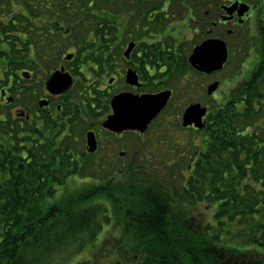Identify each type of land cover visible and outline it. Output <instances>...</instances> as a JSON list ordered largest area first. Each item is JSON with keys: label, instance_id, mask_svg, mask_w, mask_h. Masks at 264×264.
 I'll list each match as a JSON object with an SVG mask.
<instances>
[{"label": "trees", "instance_id": "1", "mask_svg": "<svg viewBox=\"0 0 264 264\" xmlns=\"http://www.w3.org/2000/svg\"><path fill=\"white\" fill-rule=\"evenodd\" d=\"M27 1L32 3L27 8L30 15L36 9H43L51 18L57 13L65 26L81 24L72 19L70 12L88 10L74 5L82 0H0V95L6 90L11 96L9 104L0 99V264H264L262 8L255 15L256 31L245 35V48L252 46L257 63L246 78L222 92L219 100L212 99L205 124L197 130L203 135V147L192 150V140L187 144L174 141L173 148L168 149L173 166L167 167L163 156L155 157L161 140L136 139L138 143L133 148L136 153L132 155L137 156L131 166L120 167L116 169L118 172L111 168L112 174L107 172L105 178L94 180L89 170L99 166L85 155L82 136L73 129L72 120L64 121L69 112L54 115L40 111L37 116L29 108L34 100L28 94L33 95L39 86H35L33 78L26 81L17 74L24 67L32 70L34 67L28 65L31 63L29 43L18 37L21 23L26 21L22 15L25 6L20 9L14 5ZM180 2L201 17L199 23L202 22L204 32L211 28V17L205 12L211 14L216 9L215 0ZM70 3L72 7L68 6ZM258 3L256 0L255 5ZM5 13L10 15L7 17ZM51 25L54 29L55 25ZM44 35L42 50L46 59L54 55L53 50L65 39L62 40L60 33L50 36L45 26ZM235 36L232 29L230 34L219 31L217 37ZM86 39L84 35L82 40ZM153 46L156 89H173L174 96L177 92H188L190 84L185 87V73L177 68V47L162 48L159 43ZM162 49L166 51L162 53ZM183 65L191 71L187 59H183ZM160 67L164 70H159ZM18 80L31 82L35 89L23 88ZM19 96L27 109L22 110L33 118H22L19 114L13 117L9 107ZM158 151L163 154L162 150ZM185 158L184 169L178 167ZM161 161L160 166L167 170L161 177L167 180L176 167L188 172L179 202L203 197L208 203L216 204L215 224L201 227L199 222L192 224L193 219L185 215L183 204L179 207L165 186L155 190L162 184L154 182L152 179L157 176L151 178L153 175L149 176L147 171H156L155 165ZM116 175L129 180H118ZM70 181L77 186L69 189ZM123 182L139 186L134 191L136 194L130 189L123 190L118 184ZM128 194L132 196L130 199L126 197ZM113 227L118 229V234H111ZM222 230L226 238L221 237Z\"/></svg>", "mask_w": 264, "mask_h": 264}, {"label": "flooded vegetation", "instance_id": "2", "mask_svg": "<svg viewBox=\"0 0 264 264\" xmlns=\"http://www.w3.org/2000/svg\"><path fill=\"white\" fill-rule=\"evenodd\" d=\"M169 1L170 0H163L156 2L155 0H145L141 2L135 0L132 5L129 4L128 10H131L130 12L136 10V16L133 15V12L131 13V17L133 18H131L127 28L121 27L122 20L120 19V16L127 10L126 7L128 5L125 3L114 2L110 4L104 0H100V2L97 3L93 1L84 3L83 6L88 10H73L69 14L70 16L73 15V20L81 22L80 25L76 26L74 24L72 26L71 24L65 26L64 21L58 18L60 15L55 13L54 17H48L46 16L48 14L45 15L43 9H36L35 13H31L33 16L30 15L27 10L28 4H32L30 1L24 4L20 3V5L14 3V5L19 6L20 9H24L23 5L25 6V11L22 15L26 21L21 23L19 28L20 35L18 37L29 43L27 48L31 63L28 61L26 63L34 67V70L24 67L19 73L26 71L31 75L29 79H25L26 81L32 80L31 78L34 73H37L36 75L39 77H37L33 83L35 86H39L41 95L37 97L34 102L32 101L33 104L31 106H34L35 102L38 104L40 100L47 102L45 106L38 108L39 112L36 110L38 116L41 113L40 111H47L48 114L54 115L58 114V112H69L68 115L64 116V121L72 120L73 129L82 136L81 146L85 155L90 162L96 164V166H99L101 169L104 166L114 169L123 167L124 163L122 161H124V154L129 151H131L132 154L136 153V150L133 149L134 142L126 145L125 152L123 151V135L127 134L133 137L136 136V139H145L143 138V134L153 129L152 124L155 119L148 124L143 133L133 130H124L117 133L103 127V123L112 113L110 101L116 94L122 92H129L135 95L155 94L169 89H156L157 87L154 85L157 69L153 58L155 48L153 46L154 43L151 45L149 43L155 42L156 31L166 25L161 21L168 20L169 15L173 16L176 14V10L173 9V7H176L175 3L172 4ZM215 1L217 4L216 9L211 12V14L208 11L205 12L206 16L211 17V28L206 29L208 36L213 33L218 36L219 31L226 33L227 30L234 29L235 25H241L237 23L238 18L235 14H233L231 20H221L222 17L226 16V13L221 10V6H228L236 0ZM237 1L240 3L243 0ZM244 2H246L250 8L242 18L243 22H245L251 10L255 9L253 4L247 1ZM40 4L41 3H37V5ZM133 4L135 6L134 10L131 9ZM111 5L115 6L111 7ZM179 5L184 9H189L186 8L182 2H179ZM68 6L72 7L73 3H70ZM190 13L189 20H195L194 17L198 14L194 15L193 10H191ZM9 15V13H5V16L8 17ZM176 15H178V13ZM160 17H162L161 21ZM45 18L48 19L46 22ZM132 19H134V22ZM52 23L55 25L54 29L52 28ZM198 25L202 26V22ZM44 26L47 28L50 36H55L57 33H60L62 40L65 39L63 40L64 42H61V46L59 47L61 49H54V55L49 53L51 58L46 59L43 56L44 52L42 50L43 38L45 37ZM195 30H197L196 26ZM126 34L135 35L138 38L137 40L129 38L124 48L122 42ZM84 35L87 36V39L83 41L82 37ZM115 39H119L121 44H118V47L110 49L107 40L114 41ZM99 40L101 43L96 45ZM34 43H36V46ZM140 43L144 44L140 46ZM130 44L132 45L131 50L126 54L125 51ZM161 47L163 48L162 44ZM164 51L166 50L162 49V53H164ZM163 67H160L159 70H164ZM128 70L134 72L137 85L126 82V73ZM191 71L198 76V72L194 69L191 68ZM55 72L67 73L72 83L67 90L52 94L46 89V82ZM145 73L147 75L146 77ZM199 75L201 77L203 74L199 73ZM183 78L187 79L186 77ZM183 84L185 83L183 82ZM21 85L23 88H27L31 86L32 83L29 84L28 82H24ZM169 90H171L172 96L175 97V91L173 89ZM3 91H1L0 95L1 101H4L6 104L11 103V101L8 102L6 100L9 93L6 90ZM73 91H76V94H73ZM69 96L73 99H70ZM172 96L171 98L173 99ZM189 104H186V106ZM11 110L17 115V111L22 109L15 107L14 109L11 108ZM23 117L30 119L34 116L25 113ZM181 127L194 131L198 130L193 125L188 127H183L181 125ZM88 133H92L94 137L95 149L93 151H89L86 143V135ZM107 138L112 141H107ZM108 152L111 153V156L107 154Z\"/></svg>", "mask_w": 264, "mask_h": 264}, {"label": "rangeland", "instance_id": "3", "mask_svg": "<svg viewBox=\"0 0 264 264\" xmlns=\"http://www.w3.org/2000/svg\"><path fill=\"white\" fill-rule=\"evenodd\" d=\"M77 1V0H75ZM89 1H93L94 3L100 2V0H89ZM88 1V2H89ZM106 2H108V0H104ZM119 3H125L126 5H128L126 8L127 10L125 11V13H123L120 16V19L122 20V24L121 27H125L127 28V25L130 24V20L131 18V10H128L129 8V4L132 5V3H134L135 0H117ZM141 2H144L145 0H139ZM157 1H163V0H155ZM165 1V0H164ZM176 7H173L174 10H176V14L178 13V15L174 14L173 12V16L169 15L168 16V20L165 21H161L162 17H160V21L164 24H166L165 26H162L161 28H159L156 31V37H155V42H149L150 45L152 43H159L162 44L163 48L165 47H172V46H176V62H177V68L179 71H182L185 73V77L187 78V82L185 84V87H187L188 84H190V89L185 90L184 93H176V96L173 97V99L171 100V103L167 106V108H165L159 115L158 117L153 121L152 127L153 129L150 130V132H145L143 134V138H147L150 137V140L154 141H158L161 140L162 142L160 144H158V149L157 152H159L158 150H162L161 152L163 154H159L157 152H155V157L156 158H160V157H164V159H166V166H173L172 164V160H169V146L173 148L174 141H182V144L185 143L187 144V142L189 140H192V150H196V149H201L203 147V141L204 138L201 137L203 135L200 136V134L197 133V131L191 130V129H183L181 127L180 121H181V115H182V111L184 110L186 104L189 103H193V102H199L200 104L204 105L205 107H208L209 105L212 104V99L214 98L215 100H219V98H221V96L223 95L222 92H226L228 91L232 86H234V84L236 82H238L239 80H242L243 78H246L248 76V74L250 73V71L254 68V66L257 63V56L254 53V51H252V46H246V42H245V35L246 34H254V31H256V23L254 20V17L256 15V13L259 12V7L262 8L261 12L264 13L263 10V5H264V0H258L259 3L258 5H255L256 0L254 1H250V0H246L247 2H249L250 4H253L255 6V9L251 10V13L247 16V18L245 19V23L239 27V28H234L235 32H236V36L233 37L232 39H229L227 37H220L221 39H223L228 47H229V55H228V61L227 63L224 65V67L216 72L210 73V74H203L201 77L200 76H196L192 71H190L189 69L185 68V66L183 65V59L186 60L188 58V55L191 52V49L196 46L197 44H199L202 40L205 39L206 37V32H204V29L201 28V26H199V21H201V17H199L198 15H195L194 19L195 20H191L190 19V11L185 10L183 7H181L179 5L180 0H174ZM226 1V0H224ZM87 3L86 0H82V2L78 3V6L80 7H84L83 4ZM172 3V4H174ZM77 2H75L74 5H76ZM115 5H111V7H114ZM132 7V6H131ZM131 9H135V6L133 4V7ZM135 11L133 12V15H135ZM132 15V16H133ZM169 19H173V20H169ZM199 20V21H198ZM132 21L134 22V19H132ZM158 24V23H157ZM156 24V25H157ZM195 26L197 28V30H195ZM129 29H130V25H129ZM206 30V29H205ZM13 37H15V35H17V33L14 31ZM18 35H20V33H18ZM223 35V34H221ZM129 38H133L137 40V36L135 35H129L126 34L125 37L123 38V42L122 45L125 48L126 46V42ZM108 41L109 44V48L113 49L114 47H118V44H121L119 42V39H115L114 41ZM101 43V41L99 40L98 43H96V45H99ZM93 48V47H92ZM182 50V51H180ZM186 57V59H185ZM18 76L20 77L19 73L17 72ZM38 77V75L32 76L33 80H35ZM21 78V77H20ZM39 78V77H38ZM184 81V80H183ZM18 84H22L24 83L22 80H18ZM213 82H218V88L216 90V92H214L212 94V96H208L206 95V87L210 84H212ZM29 84H31V82H28ZM17 84V85H18ZM184 86V84H182ZM31 89H35L33 85L29 86ZM35 93L32 95L31 92L28 94L29 98H31V100H36L37 97H39L41 95L40 90L37 88L34 90ZM176 92V91H175ZM73 94H76V91L72 92ZM26 97V96H24ZM70 99H73L71 96H69ZM22 100L23 97L19 96L18 99H14V101L12 102V106L9 107V110L13 113V117H16V114L14 111L11 110L14 109L15 107H19L21 109H23L24 111H27L26 108L23 107L22 105ZM4 102V101H3ZM37 106V102L34 103V106H29V108H31V110H33V112L36 114V107ZM2 107L8 109V107H5L4 105H2ZM38 108V106H37ZM43 112V111H41ZM27 113V112H25ZM38 116V114H36ZM40 116V115H39ZM159 129V130H158ZM157 132L158 134H155V132ZM163 133H165L163 135ZM154 134V136H153ZM152 135V136H149ZM160 136V137H159ZM80 138V137H79ZM135 138V139H134ZM136 136L133 137L132 135H123L122 136V148L123 151L125 152V147L126 145H128L129 143H133L134 142V147L137 145L138 142H136ZM109 140V138H107V141ZM112 141V140H109ZM107 144V143H106ZM177 148V146H175ZM133 150V149H132ZM167 152V154H166ZM109 156H111V153L108 152L107 153ZM137 155H132V152L129 151L127 153L124 154L123 160L122 161L123 164V169H125L126 167H129V165H131L134 160L136 159ZM150 158V156L148 157ZM187 159L185 158L183 161L178 163V167H182L183 168V164L186 163ZM161 162H157L156 163V171L153 170H149L147 171V174H149V176L153 175L151 178H153L152 180L154 182H157L159 184H162V186H158L155 188V190L157 189H164L167 188V190L170 191L171 195L173 196V198L175 199L174 201L177 203V205L179 207H182L183 204V208H184V213L187 217L193 219V223H197L198 222L200 224H198V226H204L205 224L207 225V223L210 224H215V220H214V212H215V206L216 204H211L208 203L206 200H198V199H192L190 200V202H179L178 200V196L179 194H181V189H182V184L185 183L186 178H188V172L184 171V170H178L176 167V169L173 170V176L170 178H163L161 177V174H167V170L165 167H161ZM184 169V168H183ZM115 172H118V170L114 169ZM111 173L113 172V170H111V168H108L107 166L102 167V169H100L98 167V169H94L93 171L89 170V173L91 175V179L94 180H100L105 178V173ZM169 175V174H168ZM182 176L184 177L183 179ZM118 180H124L126 182H128L129 179H122L124 176H120V175H116L115 176ZM178 178V179H177ZM173 179H175V182L173 181ZM177 180V181H176ZM80 180H76L75 182H79ZM152 182V183H154ZM96 183V182H95ZM74 181H70L68 182V188L71 189L77 185H74ZM82 184V183H80ZM79 184V185H80ZM97 184V183H96ZM120 187L123 188V190L126 189H130L133 193L136 194V192H134L136 190V188H139V186H135L132 183L131 185H129L128 183H118ZM137 185V184H136ZM125 187V188H124ZM147 187V186H144ZM148 188V187H147ZM132 194V193H130ZM130 194H128L126 197L128 199H130L129 197H132ZM184 195V194H183ZM185 196V195H184ZM125 197V198H126ZM182 203V204H181ZM217 223V222H216ZM113 226V225H112ZM226 230H228L227 226L225 227ZM216 230V229H215ZM233 230V229H231ZM214 232V231H213ZM119 231L118 229H116V227L112 228L111 234L112 235H116L118 234ZM102 237V236H101ZM221 237L222 238H226V235H224V231L222 230L221 233ZM232 244H235V242H232ZM238 247H241V245L239 244ZM89 254V253H87ZM88 256V255H86Z\"/></svg>", "mask_w": 264, "mask_h": 264}, {"label": "water", "instance_id": "4", "mask_svg": "<svg viewBox=\"0 0 264 264\" xmlns=\"http://www.w3.org/2000/svg\"><path fill=\"white\" fill-rule=\"evenodd\" d=\"M221 9L226 13L222 20H230L235 14L238 23H242V17L249 10V6L244 2H233L228 6H222ZM231 31L228 30V33ZM132 45L130 44L125 51L129 52ZM69 57V56H68ZM228 58V49L226 42L220 38H207L194 46L187 58L189 65L198 72L210 74L223 68ZM23 77L27 78L28 73L23 72ZM126 82L137 85L134 72L128 70L126 73ZM72 80L67 73L55 72L46 82V89L57 94L69 88ZM218 86V82H213L206 88L207 95H211ZM171 91L165 90L155 94L135 95L129 92H122L113 96L110 101L112 113L103 123V127L120 133L124 130H133L143 133L148 124L163 110L166 106ZM9 101L10 98H7ZM46 101H39V107L45 106ZM206 107L200 103L188 105L182 113V126L193 125L201 129L205 121ZM23 116V112H19ZM86 143L89 151L95 149L94 137L92 133L86 135Z\"/></svg>", "mask_w": 264, "mask_h": 264}]
</instances>
